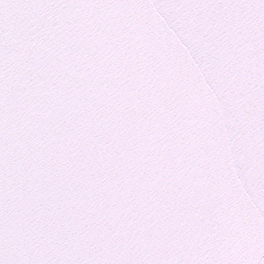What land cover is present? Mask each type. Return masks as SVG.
Wrapping results in <instances>:
<instances>
[{"label": "snow or ice", "instance_id": "obj_1", "mask_svg": "<svg viewBox=\"0 0 264 264\" xmlns=\"http://www.w3.org/2000/svg\"><path fill=\"white\" fill-rule=\"evenodd\" d=\"M0 264H264V0H0Z\"/></svg>", "mask_w": 264, "mask_h": 264}]
</instances>
